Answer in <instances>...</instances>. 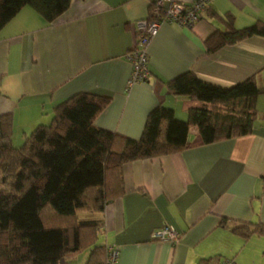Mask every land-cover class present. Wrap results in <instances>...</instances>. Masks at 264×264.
<instances>
[{
    "label": "crops",
    "instance_id": "0c3cea01",
    "mask_svg": "<svg viewBox=\"0 0 264 264\" xmlns=\"http://www.w3.org/2000/svg\"><path fill=\"white\" fill-rule=\"evenodd\" d=\"M155 1L70 0L51 23L30 6L16 13L0 30V118H11L14 145L79 92L109 97L94 120L97 127L137 139L156 105L186 119L198 103L168 90L178 75L192 71L228 87L264 68V37L213 52L204 44L215 29L227 27L219 17L225 13L236 28L264 20V0H211L191 27L160 24L146 48L147 78L129 84L135 22L148 17ZM256 109L246 135L201 144L191 126L182 150L123 164L124 192L103 211L84 214L102 224L97 242L117 247L115 264H215L225 258L264 264V235L244 238L233 231L240 222L264 223V94ZM165 224L178 232L177 241L151 237ZM79 252L68 254L65 264L83 260Z\"/></svg>",
    "mask_w": 264,
    "mask_h": 264
},
{
    "label": "trees",
    "instance_id": "16d2710c",
    "mask_svg": "<svg viewBox=\"0 0 264 264\" xmlns=\"http://www.w3.org/2000/svg\"><path fill=\"white\" fill-rule=\"evenodd\" d=\"M69 4L0 0V30L24 6L51 23ZM151 9L152 4L149 14ZM219 17L227 27L215 29L204 41L208 52L264 37V20L236 28L230 14ZM167 88L198 103L188 108L186 119L175 117L168 106L156 105L137 139L94 124L109 97L91 92L56 104L50 121L36 125L19 146L12 143L11 118H0V264H65L68 254L82 250L88 251L85 264H105L106 245L97 242L101 222L80 215L103 211L124 192V163L182 150L191 126L197 127L201 144L252 132L256 99L264 94V68L228 87L187 71L168 81ZM233 231L244 238L264 235V223L240 222Z\"/></svg>",
    "mask_w": 264,
    "mask_h": 264
},
{
    "label": "built area",
    "instance_id": "2783aa9c",
    "mask_svg": "<svg viewBox=\"0 0 264 264\" xmlns=\"http://www.w3.org/2000/svg\"><path fill=\"white\" fill-rule=\"evenodd\" d=\"M211 0H192L185 4L175 0H156L148 17L137 20L134 26V41L127 53L131 64L129 84L143 81L148 76L146 48L151 38L156 34L163 22H172L182 27H191L196 23L206 4ZM165 3L167 5L165 6ZM152 238L156 240L175 242L178 232L170 225H163L152 231ZM118 256L117 247L106 246L105 264H115ZM218 264H236L234 260L221 259Z\"/></svg>",
    "mask_w": 264,
    "mask_h": 264
},
{
    "label": "rangeland",
    "instance_id": "374dc122",
    "mask_svg": "<svg viewBox=\"0 0 264 264\" xmlns=\"http://www.w3.org/2000/svg\"><path fill=\"white\" fill-rule=\"evenodd\" d=\"M81 214V213H80ZM80 218H82V219H89L88 217H86L85 215H80ZM100 236V235H99ZM87 250H82V251H80L79 253H78V255H79V258H83V260L81 259L79 262H75V264H85V261H86V258H87V255L86 254H88L87 252H86ZM86 255V257H85V259H84V256ZM67 264H71V263H67ZM73 264V263H72Z\"/></svg>",
    "mask_w": 264,
    "mask_h": 264
}]
</instances>
